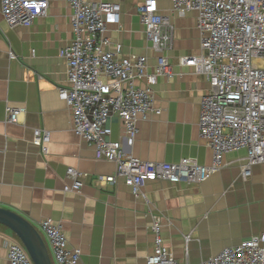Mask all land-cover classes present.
<instances>
[{"label": "crops", "instance_id": "1", "mask_svg": "<svg viewBox=\"0 0 264 264\" xmlns=\"http://www.w3.org/2000/svg\"><path fill=\"white\" fill-rule=\"evenodd\" d=\"M44 1L45 15L28 28H9L0 8V208L21 215L38 231L45 219L59 224L68 247L81 252L78 264H146L154 250V223L163 246L180 264H200L262 234L264 164L252 167L244 180V150L224 156V168L198 185L150 181L134 195L122 181L104 187L97 183L98 177L113 175L115 166L97 160L94 148L78 138L71 112L58 95L66 81L60 52L72 40L70 0ZM109 1L120 5L121 15L107 36L123 46L124 55L146 57L147 73L153 74L158 54L139 23L142 0ZM155 1L158 13L175 29L172 51L165 54L172 76L159 77L152 87L161 114L137 122L131 146L120 120L111 117L110 139L125 155L143 162L193 159L208 166L211 151L198 133L208 81L178 64L179 58L201 55L195 15L177 17L166 0ZM6 107L19 111L16 123L6 122ZM36 130L50 134L47 154L32 144ZM69 168L79 175L78 193L63 190L72 185ZM9 238L0 226V264H9Z\"/></svg>", "mask_w": 264, "mask_h": 264}, {"label": "built area", "instance_id": "2", "mask_svg": "<svg viewBox=\"0 0 264 264\" xmlns=\"http://www.w3.org/2000/svg\"><path fill=\"white\" fill-rule=\"evenodd\" d=\"M180 18L195 15L201 55L178 59L180 67L192 68L208 81V91L200 100L198 133L211 151V163L199 165L193 159L175 164L143 162L124 154L110 139L108 121L120 120L124 140L131 146L137 122L148 115L159 116L152 87L159 77H171L166 53L172 51L175 29L158 13L155 0H142L137 8L139 23L151 49L158 54L154 73H147V58L124 55L123 46L107 33L120 23L121 7L109 0H70L72 40L60 57L66 63L65 85L59 98L71 112L72 128L80 140L92 146L95 158L114 164L115 172L98 177L100 186L122 181L134 195L150 181L172 184H201L224 168V156L244 150L240 176L247 180L251 169L264 164V0H166ZM44 0H0L2 19L9 28L30 27L45 15ZM14 59V55H9ZM143 81L144 85L136 86ZM19 111L6 107V122L16 123ZM50 134L33 132L32 144L47 154ZM71 186L66 193H78L81 182L69 168ZM39 233L53 258L52 264H78L81 252L68 247L59 224L45 219ZM153 254L146 264H180L163 246L160 226L154 223ZM9 264H32L15 238L6 240ZM200 264H264V232L226 248Z\"/></svg>", "mask_w": 264, "mask_h": 264}, {"label": "water", "instance_id": "3", "mask_svg": "<svg viewBox=\"0 0 264 264\" xmlns=\"http://www.w3.org/2000/svg\"><path fill=\"white\" fill-rule=\"evenodd\" d=\"M0 226L11 232L32 264H52L45 241L35 226L21 215L0 208Z\"/></svg>", "mask_w": 264, "mask_h": 264}, {"label": "rangeland", "instance_id": "4", "mask_svg": "<svg viewBox=\"0 0 264 264\" xmlns=\"http://www.w3.org/2000/svg\"><path fill=\"white\" fill-rule=\"evenodd\" d=\"M7 233L9 234V236H10L11 238H14V237L12 236L11 232L7 231ZM41 236H42L43 240L45 241L44 236H43V235H41ZM45 243H46V242H45ZM51 261H52V263L54 262V261H53V258H51Z\"/></svg>", "mask_w": 264, "mask_h": 264}]
</instances>
